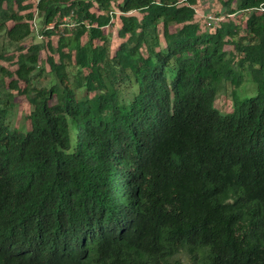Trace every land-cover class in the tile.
<instances>
[{"label":"trees","instance_id":"16d2710c","mask_svg":"<svg viewBox=\"0 0 264 264\" xmlns=\"http://www.w3.org/2000/svg\"><path fill=\"white\" fill-rule=\"evenodd\" d=\"M220 2L244 27L203 29L197 0H0V264H264V0Z\"/></svg>","mask_w":264,"mask_h":264},{"label":"rangeland","instance_id":"374dc122","mask_svg":"<svg viewBox=\"0 0 264 264\" xmlns=\"http://www.w3.org/2000/svg\"><path fill=\"white\" fill-rule=\"evenodd\" d=\"M32 3L36 4V0H31ZM197 16L196 19L199 21L203 29H207V21L209 18H215L216 21L213 23L212 28L218 25V21L223 19H232L235 23L239 24L241 27L245 25V17L242 12H236L232 15H227L223 10L222 3L220 0H197ZM36 9V8H35ZM35 9L34 12H35ZM35 19L32 21L35 30L33 31L32 35L25 39L23 43L25 45H29L34 42H44L48 40V37L43 36L41 32L42 23L38 17V14L35 13ZM68 19V16H66ZM65 19V18H64ZM68 23V25H60V32L64 30V28H71L76 25H73L75 21L70 19L63 20ZM121 20L118 18V13L113 17V23L103 28L104 33L108 34L111 38V45H112V52H114L115 48L118 44L122 41V39L118 36V29L120 28ZM68 26V27H67ZM54 45H56L58 34L53 35L50 37ZM232 46L227 45V48L230 49ZM50 54L47 48L43 49L40 54V64L45 65L46 71L42 74L39 78L41 83L48 82L51 78L48 75L50 70L49 64L47 63L46 59L47 56ZM56 55V54H55ZM58 58V56L56 55ZM0 66H4V68L9 69L10 71H14L17 68L16 64V45L10 42L4 34H0ZM35 72V71H34ZM246 78L244 82L239 86L236 87V92L234 96L236 98L242 99L245 96L253 95L257 93L255 82L253 81L252 77L245 75ZM38 77V75H37ZM9 80V79H8ZM234 87L225 81H220L218 83V96L215 102V105L223 112H230L233 110L234 102L232 97V92ZM14 100L16 102V106L13 113V119L15 124L19 128L25 129L29 127L30 122L28 115L32 109V106L29 104L28 99L21 94L14 93Z\"/></svg>","mask_w":264,"mask_h":264},{"label":"built area","instance_id":"2783aa9c","mask_svg":"<svg viewBox=\"0 0 264 264\" xmlns=\"http://www.w3.org/2000/svg\"><path fill=\"white\" fill-rule=\"evenodd\" d=\"M38 1H39V0H36V2H38ZM262 9H263V7H260V8H259V10H262ZM35 18H36V17H35ZM35 18H34V19H35ZM64 18H65V19H64ZM64 18H63V20H68V19H70L71 17L68 16V19H67L66 17H64ZM70 20H71V19H70ZM72 24L74 25V23H72ZM61 25H63V26H64V25H68V23H67L66 21H63V23H62ZM34 26H35V25H34Z\"/></svg>","mask_w":264,"mask_h":264}]
</instances>
